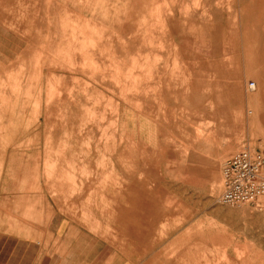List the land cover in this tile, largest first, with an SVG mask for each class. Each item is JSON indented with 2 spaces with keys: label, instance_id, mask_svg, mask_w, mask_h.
Segmentation results:
<instances>
[{
  "label": "rangeland",
  "instance_id": "374dc122",
  "mask_svg": "<svg viewBox=\"0 0 264 264\" xmlns=\"http://www.w3.org/2000/svg\"><path fill=\"white\" fill-rule=\"evenodd\" d=\"M242 149L264 0H0V264H264Z\"/></svg>",
  "mask_w": 264,
  "mask_h": 264
},
{
  "label": "built area",
  "instance_id": "2783aa9c",
  "mask_svg": "<svg viewBox=\"0 0 264 264\" xmlns=\"http://www.w3.org/2000/svg\"><path fill=\"white\" fill-rule=\"evenodd\" d=\"M253 88L254 83H249ZM222 191L218 201L225 205H258L264 197V153L242 149L225 160L221 168Z\"/></svg>",
  "mask_w": 264,
  "mask_h": 264
},
{
  "label": "crops",
  "instance_id": "0c3cea01",
  "mask_svg": "<svg viewBox=\"0 0 264 264\" xmlns=\"http://www.w3.org/2000/svg\"><path fill=\"white\" fill-rule=\"evenodd\" d=\"M130 52V51H129ZM50 264H61V263H59V259H57L56 261H54V262H50Z\"/></svg>",
  "mask_w": 264,
  "mask_h": 264
},
{
  "label": "bare ground",
  "instance_id": "6f19581e",
  "mask_svg": "<svg viewBox=\"0 0 264 264\" xmlns=\"http://www.w3.org/2000/svg\"><path fill=\"white\" fill-rule=\"evenodd\" d=\"M129 46H130V48L132 47V45H129ZM122 50H123V49H122ZM122 50H118V49H117L118 53H119V51H122ZM115 51H116V50H115ZM122 52H123V51H122ZM118 53H117V54H118ZM118 55H119V54H118ZM120 55H121V54H120ZM134 86H135V85H134ZM107 224H108V223H107ZM139 230H140V229H139ZM135 234H136V232H135Z\"/></svg>",
  "mask_w": 264,
  "mask_h": 264
}]
</instances>
